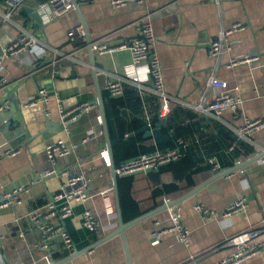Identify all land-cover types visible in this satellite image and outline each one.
Masks as SVG:
<instances>
[{"label":"crops","instance_id":"1","mask_svg":"<svg viewBox=\"0 0 264 264\" xmlns=\"http://www.w3.org/2000/svg\"><path fill=\"white\" fill-rule=\"evenodd\" d=\"M75 1L76 6L72 9L43 22L33 19L28 10L29 8L36 10V4L41 0H26L17 7L11 21H3L1 11L5 8V0H0V48L15 38L18 33L17 25L28 29L39 40L37 46H29L3 59L1 71L6 79L4 82L0 81V103L4 100L8 102V106L0 111V191L10 190L14 186L23 187L20 204L0 208V233L12 225L15 216L21 217L27 246L20 252V258L23 260L29 254L37 258L41 253L33 246L38 233L24 215L28 209L43 205L47 193L55 190L63 179L43 175L44 169L48 166L44 145L56 137L76 144L73 153L57 158V166L66 168L69 172L83 168L90 180L88 188L90 196L84 203H74L72 214L64 221L76 249H81L103 237L119 222L117 216L114 226L106 224L109 220L108 215L104 201L98 193L100 189L110 184L113 186L115 165L112 161V152L111 155L109 153L111 165H106L99 154L103 147L106 149L108 147L103 125L99 122L101 111L98 99L100 95L102 102V91H106L105 79L110 74L126 77L138 75L145 83L149 82V77L145 62L132 63L127 50L99 53L83 47L84 43L104 38L110 44H118L134 35L137 31L136 20L148 14L156 36L154 48L159 57L165 89L194 105L202 98L210 101L213 94L211 89L205 87L208 75L215 65V60L207 54L209 41L216 38L220 29L229 28L236 22L242 23L243 28L234 29L228 34L226 42L230 48L222 53L216 66L217 76L226 79L229 86H237L242 98L237 115L234 116L230 109H225L223 118L227 123L238 127L242 125L244 117H264V59L252 64L225 66L232 55L264 50V0H144L141 3L127 1L118 6L111 5L110 0ZM45 45L56 46L66 51L76 48L81 62L64 59L59 64V72L52 76L49 67L41 66L49 56V50ZM126 84L136 88L131 83ZM41 85L52 95L50 102L52 114L48 118L40 106H23L35 97L37 88ZM54 95H57L63 108H69L82 100L95 103L70 122L66 132L58 122V101ZM138 95L139 104L121 107V113L127 121L135 116L145 119L144 125L149 129H159L164 135L161 127L166 123V118L164 123H159L161 118L156 124L151 123L152 115L157 113V98L150 92H138ZM186 108L193 107L186 105ZM220 122L215 120L212 122L225 127L219 131V137L207 126L208 124L202 131L198 129V135L196 132L195 143L203 154L194 151L192 155L195 158L215 156L220 163L219 169L208 175L197 174V184L217 171L248 161L243 167L213 177L180 201L182 222L189 230V246L183 244L177 231L162 233L157 239L154 237L155 230L171 223L169 215L173 207L168 205L132 223L122 234L116 233L92 248L65 260L62 259L71 253L63 248L59 239H53L50 245L54 263L182 264L192 254L196 257L197 264H217L230 254L234 248L225 244L228 237L244 229L262 226L264 164L261 158L264 155L257 152L251 144L249 149L245 150L244 143H240L235 146L234 157L225 156L220 149L217 150L221 147L222 140L230 142V139L225 138V134L229 133L238 138L229 125ZM89 128L93 129L95 135L88 142L81 143ZM140 129L141 127L135 132H141L145 137L149 136L151 143L157 142L153 135H147ZM100 130L101 134L98 133ZM253 138L264 144V127L255 131ZM233 142L234 140L231 141L229 149L233 147ZM207 145L210 152L207 151ZM10 147H19L21 151L8 156L4 151ZM77 155L82 157V164L79 167L75 161ZM175 161L158 169L130 174L131 196L136 201H143L142 207L149 205L148 197L155 187L168 182L177 183L182 166L180 162ZM230 161L232 164H227ZM243 190L247 192L246 207L228 217L205 220L193 208L195 202H201L209 208L222 211ZM184 193L174 192L169 196H162L159 205L163 203L164 197L172 200ZM109 198L112 209L117 212L118 195L114 190L110 192ZM85 207L98 213L105 227L96 232L84 227L82 211ZM260 235H264V232ZM9 242L10 239L7 240V243ZM8 246L11 247L12 244ZM8 256L9 261L6 260V264H17L15 256L11 253ZM233 264H264V244L256 254Z\"/></svg>","mask_w":264,"mask_h":264},{"label":"built area","instance_id":"2","mask_svg":"<svg viewBox=\"0 0 264 264\" xmlns=\"http://www.w3.org/2000/svg\"><path fill=\"white\" fill-rule=\"evenodd\" d=\"M25 1L26 0H5V8L1 11L3 21H11L12 14L16 11L17 7ZM127 1L141 3L144 0H110V3L113 6H118ZM74 5L75 0H44L36 4L35 11L41 21L47 22L54 17L59 16L61 13L72 9ZM136 22V33L118 44H110L106 42L104 38H100L84 43L83 45V47H87L89 50L97 51L99 53L114 52L125 49L129 52L132 63L137 64L145 62L149 82L145 83L138 75L126 77L110 74L106 77L104 84V88L109 94L111 96H118L122 94L124 84L131 83L136 86L139 93L150 92L157 98V114L160 118H165L173 104L189 105L206 119H216L229 125L236 133L238 139L245 140L254 146L257 152L264 155V144L257 142L253 138V133L264 127V117H244L242 125L238 127L232 126L223 118V111L225 109H230L234 113V116L237 115L242 98L238 92L237 86L231 87L226 79L217 76L216 66L219 64V58L222 53L230 48V45L226 42L228 34L234 29L243 28V24L236 22L229 28L220 29L216 38L209 41L207 54L215 60V65L208 75L205 87L206 89H211L213 94L210 101H205V98H202L199 103L193 105L179 96L169 93L165 89L159 57L154 48L156 36L154 35L149 15L146 14L138 18ZM17 27L18 33L15 38L0 48L1 82H4L6 79L1 71L3 59L7 55L16 54L29 46H37L39 42V40L30 33L28 29L19 25H17ZM45 46L49 50V56L47 61L41 64V66L49 67L52 76L59 72V64L64 59L81 62L80 57L77 55L78 49L76 48L66 51L52 45ZM262 59H264V50L255 53L244 52L230 56L226 61L225 66L231 67L241 63L252 64L261 62ZM54 97L56 101H58V122L60 123L62 130L66 132L68 131L69 123L77 119L83 112L93 107L95 103L93 101L82 100L69 108H63L57 95H54ZM51 98L52 95L47 88L41 85L38 86L35 97L28 100L23 106H40L45 117L48 118L52 114L50 106ZM7 106L8 102L6 100L1 102L0 111ZM99 122L102 123L101 119H99ZM98 133L101 134L102 130ZM94 135L95 132L93 129L89 128L82 137L81 143L88 142ZM185 144L186 143L182 139H177L176 146L163 149L156 148L153 151L129 157L120 161L117 165H114V172L116 175L124 176L137 171L158 169L161 165L178 159L182 155L180 146H184ZM75 147V143L66 141L60 137H56L55 139L46 142L44 145V152L48 166L44 169L43 175H52L58 178L63 177V179L55 190L47 193L46 201L43 205L28 209L24 215L38 233V238L33 246L41 251L39 257L36 258L33 257L32 254H29L24 260L20 258L21 250L27 247L26 233L21 225V217L15 216L12 220V225L8 226L5 232L0 233V264H6V260L9 261L8 255L10 253L17 258V264H55L50 245V242L53 239H59L63 248L70 253L76 251L75 243L66 229L64 221L72 214L74 203H84L90 196V193L88 192L90 180L83 168H78L75 172H69L66 168H59L57 166V158L73 153ZM20 151L21 149L19 147H10L6 148L4 153L8 156H13ZM99 154L102 156L106 165L112 164L109 151L106 147H103L99 151ZM75 161L79 167L80 164H82V157L77 155ZM261 161L264 164V156L261 158ZM207 162L211 164L213 171L219 169L220 164L215 156H209ZM22 190V186H14L10 190H1L0 208L20 204L22 202L20 196ZM112 190L114 189L112 184H110L98 191L104 201L108 215L107 218L109 219L106 224L110 226L116 224L115 219L117 217V212L112 209L110 204L109 195ZM169 201V197H164L163 203H168ZM180 203L181 202H178L172 205L173 208L169 215L171 223L166 227L155 230L153 235L157 239L162 233L177 231L181 241L187 247L190 245L189 230L182 222V209L179 207ZM246 205L247 192L243 190L240 195L227 204L222 211H216L201 202H195L193 208L203 219L216 220L220 217H228L232 213L241 211ZM82 224L92 232H96L105 227L104 223L101 222L99 214L88 207H85L82 211ZM262 232H264V219L261 227L244 229L228 237L225 244L232 246L234 249L217 264H233L256 254L261 245L264 244V235H260ZM8 239H10L11 242L7 243ZM9 244H12V246L7 247ZM182 264H197L196 257L190 254L189 258Z\"/></svg>","mask_w":264,"mask_h":264},{"label":"trees","instance_id":"3","mask_svg":"<svg viewBox=\"0 0 264 264\" xmlns=\"http://www.w3.org/2000/svg\"><path fill=\"white\" fill-rule=\"evenodd\" d=\"M139 100L136 88L126 83L124 84L122 95L118 97L111 96L107 90L102 91L105 123L112 152V161L115 165L124 159L153 151L156 148L163 149L176 146L177 139H182L186 144L180 146L182 155L176 159V161L180 162L182 166L180 170L182 173L179 174L177 183L168 182L155 187L148 197L149 200L147 198L150 203L146 207L141 206L143 201H136L131 196V176L116 175L115 186L118 195V206L123 221H127L148 209L159 205L162 196H169L174 192L176 194L186 192L197 184V174L208 175L213 172L211 164L207 162V158L211 155L206 158H203L202 156L195 158L192 155L194 154V151L203 154L196 145L195 138L198 135V129L202 131L207 124L208 127H211V129L215 131L214 134L217 137H219V131L225 128L223 125H220L222 126L220 127L212 123L213 120L220 122L219 120L212 118L207 120L193 108H186V106L182 107L183 105L181 104H173L165 116L166 123L161 127V131L164 133L165 138L160 142L151 143L149 136L145 137L141 132H135L146 123L145 119L135 116L127 121V118L120 111V108L126 105H138ZM159 119L160 117L157 113L152 115V125L156 124ZM209 121L212 122L209 123ZM225 138L230 139V142L222 140L221 147L217 149H220L221 153L225 156L234 157L236 155L235 146L240 143H244L245 150L249 149L250 144L236 139L229 133L225 134ZM232 140H234V145L229 149L228 147ZM206 147L207 151L210 152L208 145ZM174 161L169 163H173ZM227 164L231 165L232 163L230 161Z\"/></svg>","mask_w":264,"mask_h":264},{"label":"water","instance_id":"4","mask_svg":"<svg viewBox=\"0 0 264 264\" xmlns=\"http://www.w3.org/2000/svg\"><path fill=\"white\" fill-rule=\"evenodd\" d=\"M76 6V1H75V5ZM30 11V14L31 16L33 17V19L39 21L40 18L37 14V12L33 9V8H29L28 9ZM99 105H100V111H101V121H102V125H103V128H104V133H105V137H106V142H107V147L109 149V153L111 155V149H110V143H109V138H108V133H107V128H106V125H105V119H104V110H103V107H102V102H101V97L99 95ZM164 120L165 118H161L160 119V122L159 123H164ZM142 131H144L147 135H153L155 140L157 142H160L162 141L164 138H165V135L161 134L160 133V130L159 129H149L147 127V125H143L141 127ZM248 161V160H247ZM247 161H242L241 163H236L230 167H227V168H224L220 171H217L213 174H211V176L207 177L206 179H204L203 181H201L200 183L194 185L191 189H189L188 191H186L184 194H182L181 196L175 198V199H172L170 200L168 203H162L161 205H158L154 208H151L127 221H123L122 218H121V215H120V210H119V206L117 207V216H118V219H119V222H118V225L112 229L109 233H107L106 235H104L103 237H100L98 239H96L95 241H92L91 243H89L87 246L81 248V249H76V251H74L73 253H71L70 255H68L67 257L63 258L62 260H65L73 255H76V254H79L81 252H84L90 248H92L93 246L99 244L100 242H102L103 240L107 239L108 237L116 234V233H123L124 229L126 227H128L129 225H131L132 223L148 216V215H151L153 213H155L156 211L168 206V205H173V204H176L178 202H180L181 200H183L184 198L190 196L191 194H193L195 191H197L200 187H202L203 185H205L209 180H211L213 177H216L217 175H221L223 173H227L233 169H236V168H239V167H243L245 165V163ZM115 180H116V174L114 172V169H113V186H114V191L117 195V190H116V186H115ZM56 264V263H55Z\"/></svg>","mask_w":264,"mask_h":264}]
</instances>
